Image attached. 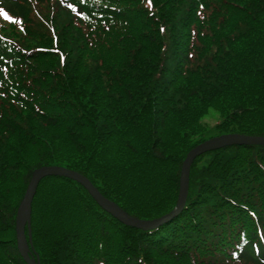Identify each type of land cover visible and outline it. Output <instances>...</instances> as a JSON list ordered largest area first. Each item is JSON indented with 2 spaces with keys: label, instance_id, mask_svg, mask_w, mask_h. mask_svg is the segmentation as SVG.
Wrapping results in <instances>:
<instances>
[{
  "label": "trees",
  "instance_id": "obj_1",
  "mask_svg": "<svg viewBox=\"0 0 264 264\" xmlns=\"http://www.w3.org/2000/svg\"><path fill=\"white\" fill-rule=\"evenodd\" d=\"M0 264H27L16 212L32 172L88 176L131 215L176 204L207 136H264V0H0ZM28 231V230H27ZM41 264H264V146L199 157L185 208L144 231L75 181L47 177L32 214Z\"/></svg>",
  "mask_w": 264,
  "mask_h": 264
},
{
  "label": "water",
  "instance_id": "obj_2",
  "mask_svg": "<svg viewBox=\"0 0 264 264\" xmlns=\"http://www.w3.org/2000/svg\"><path fill=\"white\" fill-rule=\"evenodd\" d=\"M244 144H261L264 145V137L262 136H252L244 134H225L217 137L208 139L194 148H192L182 165L181 177H180V189L177 204L173 211L160 218L153 220H142L131 216L118 204L106 198L97 187L90 181L89 178L83 174L62 167V166H42L34 170L32 179L27 187L25 195L19 204L16 217V231H17V242L18 249L28 264H40L39 259H35L30 254V246L25 233L26 224L30 227L31 217H32V203L34 196L37 191V187L40 181L47 176H65L72 178L82 184L92 195V197L97 201V203L105 209L107 212L116 217L119 221L125 225L140 228L143 230L153 229L163 222H165L171 216L180 212L186 204L189 183H190V170L194 160L208 151L220 149L227 146L233 145H244ZM31 241V236H30Z\"/></svg>",
  "mask_w": 264,
  "mask_h": 264
},
{
  "label": "rangeland",
  "instance_id": "obj_3",
  "mask_svg": "<svg viewBox=\"0 0 264 264\" xmlns=\"http://www.w3.org/2000/svg\"><path fill=\"white\" fill-rule=\"evenodd\" d=\"M7 21H9L6 18V15L4 12H2L0 10V23H2L3 25H5L6 28H10L11 25L7 23ZM220 118V114L216 111L215 112H211V114L208 115V117L205 118V124L207 125L208 128H210L211 126L214 125V123ZM214 131H211L210 133H208V136L213 135Z\"/></svg>",
  "mask_w": 264,
  "mask_h": 264
},
{
  "label": "bare ground",
  "instance_id": "obj_4",
  "mask_svg": "<svg viewBox=\"0 0 264 264\" xmlns=\"http://www.w3.org/2000/svg\"><path fill=\"white\" fill-rule=\"evenodd\" d=\"M185 159H186V157H185ZM185 159H184V161H185Z\"/></svg>",
  "mask_w": 264,
  "mask_h": 264
}]
</instances>
